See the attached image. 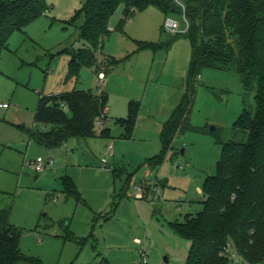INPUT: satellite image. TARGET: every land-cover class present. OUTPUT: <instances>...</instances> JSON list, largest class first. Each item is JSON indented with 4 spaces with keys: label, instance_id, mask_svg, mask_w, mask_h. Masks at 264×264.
I'll use <instances>...</instances> for the list:
<instances>
[{
    "label": "rangeland",
    "instance_id": "rangeland-1",
    "mask_svg": "<svg viewBox=\"0 0 264 264\" xmlns=\"http://www.w3.org/2000/svg\"><path fill=\"white\" fill-rule=\"evenodd\" d=\"M45 1V13L13 32L0 57V103L8 104L0 108V209H9L20 251L31 259L21 264H133L140 248L147 250L146 264H184L190 242L169 223L202 208L203 182L221 153L216 139L237 137L232 124L243 108L254 110V90L243 88L234 67L202 69L194 81L192 129L163 149L162 123L184 91L191 57L187 0H174L179 12L167 15L154 6L134 10L122 24L119 6L95 62L71 77L66 51L88 46L79 36L82 19L71 20L85 0ZM167 18L180 22L177 31L167 28ZM136 40L156 48L135 51ZM100 66L104 84L97 81ZM72 89L107 92L111 111L122 99L138 100L132 136H122L108 115L110 136L99 135V126L91 138L54 148L37 144L30 131L42 128L34 122L39 95ZM161 152L159 163L150 160ZM37 157L39 172L31 164ZM65 177L77 192L64 191Z\"/></svg>",
    "mask_w": 264,
    "mask_h": 264
},
{
    "label": "trees",
    "instance_id": "trees-1",
    "mask_svg": "<svg viewBox=\"0 0 264 264\" xmlns=\"http://www.w3.org/2000/svg\"><path fill=\"white\" fill-rule=\"evenodd\" d=\"M187 2L189 29L184 35L191 45V57L182 98L161 130L163 149L178 133L192 129L189 119L195 98L194 81L204 68L234 67L243 88L254 90V110L243 108L233 122L236 138L216 139L221 143V153L215 173L203 182L202 208L169 226L190 242L184 264H231L221 254L228 243L234 244L247 264H264V0ZM119 6L123 7L121 24L134 10L148 6L165 15L179 12L174 0H85L71 20L82 19L79 36L88 46L66 51L67 77L76 76L79 68L95 62L94 50L110 32L109 20ZM47 9L45 0H0V57L11 34L23 30ZM135 43V51L156 48L148 41ZM118 61L112 59L114 63ZM107 101L102 90L94 93L90 89H72L39 95L34 122L42 128L31 130L30 138L48 148L59 147L70 138L94 137L101 119L99 135L110 136L111 129L106 124L109 118L102 116ZM139 108L140 102L130 99L126 115L114 118L125 138L133 134ZM162 158L163 152L150 160L157 164ZM63 188L69 195L77 192L67 177ZM30 260L20 251L19 234L9 222V209H0V264Z\"/></svg>",
    "mask_w": 264,
    "mask_h": 264
},
{
    "label": "built area",
    "instance_id": "built-area-1",
    "mask_svg": "<svg viewBox=\"0 0 264 264\" xmlns=\"http://www.w3.org/2000/svg\"><path fill=\"white\" fill-rule=\"evenodd\" d=\"M178 5L181 6V3H179ZM184 20L187 24L186 18ZM184 20H182V21L184 22ZM185 22H184V25L186 28ZM165 24L170 31H177V29L180 26V22L175 18H167ZM185 28H184V30H185ZM104 70H105V68L101 67L99 69V71L97 72V81L99 84L105 83V77L106 76H105ZM7 107H8L7 103H0V108H7ZM105 114H106V107L103 108L102 116H104ZM97 124L99 126H101L103 124L102 119L98 120ZM107 151H108L109 155L113 154V146H112L111 142L107 146ZM31 164H32L33 169L36 172L41 171L44 167L43 166V160L41 157H37L33 162H31ZM103 169L106 170V167L103 166ZM137 197H139V198L142 197V193L140 191L137 193ZM221 254L223 256L227 257L230 260L231 264H247V262L242 258V256L236 250L234 244H231V243L226 244L224 246ZM147 255H148L147 250L145 248H140L138 251L137 259L133 262V264H146L147 263Z\"/></svg>",
    "mask_w": 264,
    "mask_h": 264
},
{
    "label": "crops",
    "instance_id": "crops-1",
    "mask_svg": "<svg viewBox=\"0 0 264 264\" xmlns=\"http://www.w3.org/2000/svg\"><path fill=\"white\" fill-rule=\"evenodd\" d=\"M117 60H120V59H117ZM101 67H103V66H100V68ZM107 76V75H106ZM108 84H109V80H108V82H106V88H107V90H109L108 89ZM185 89V88H184ZM103 91V90H102ZM105 92V91H104ZM106 94H107V96H108V101H109V95H108V93L107 92H105ZM183 93H184V91H182V93H181V95H180V97H179V100H178V103L180 102V100H181V98H182V95H183ZM129 100V99H128ZM128 100H127V102H128ZM108 101H107V105H106V116L108 117V115H109V117H121V116H123V115H125V111H126V106H127V103L125 102L126 100L125 99H122L121 100V102H119L118 104H119V106H117V108L119 107V109H115L114 108V111H111V106H113V103L112 104H110V106H108ZM178 103H177V105H178ZM176 105V106H177ZM121 108V109H120ZM173 111V110H172ZM127 112V111H126ZM172 113V112H171ZM108 117V118H109ZM170 117V116H169ZM168 119H166V120H164L163 121V123H162V127H163V124L167 121ZM162 127H161V130H162ZM134 132V131H133ZM95 136H97V134H96V130H95ZM114 153V152H113ZM189 248V247H188Z\"/></svg>",
    "mask_w": 264,
    "mask_h": 264
},
{
    "label": "water",
    "instance_id": "water-1",
    "mask_svg": "<svg viewBox=\"0 0 264 264\" xmlns=\"http://www.w3.org/2000/svg\"><path fill=\"white\" fill-rule=\"evenodd\" d=\"M210 130H214V127H213V126H211V127H210ZM36 177H37V176H35V178H36ZM64 223H65V222H64Z\"/></svg>",
    "mask_w": 264,
    "mask_h": 264
}]
</instances>
